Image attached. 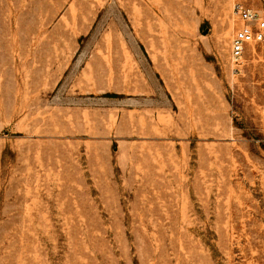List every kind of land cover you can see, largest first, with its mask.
<instances>
[{"label": "rangeland", "instance_id": "rangeland-1", "mask_svg": "<svg viewBox=\"0 0 264 264\" xmlns=\"http://www.w3.org/2000/svg\"><path fill=\"white\" fill-rule=\"evenodd\" d=\"M238 25L232 0H0V264H264Z\"/></svg>", "mask_w": 264, "mask_h": 264}, {"label": "built area", "instance_id": "built-area-1", "mask_svg": "<svg viewBox=\"0 0 264 264\" xmlns=\"http://www.w3.org/2000/svg\"><path fill=\"white\" fill-rule=\"evenodd\" d=\"M232 11L239 25L231 42V60L233 72L239 73L247 48L264 42V10L251 6L249 0H232Z\"/></svg>", "mask_w": 264, "mask_h": 264}]
</instances>
